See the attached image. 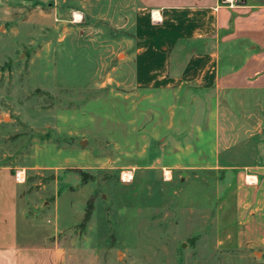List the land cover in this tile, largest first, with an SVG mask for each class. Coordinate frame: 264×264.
Segmentation results:
<instances>
[{"label": "crops", "instance_id": "1", "mask_svg": "<svg viewBox=\"0 0 264 264\" xmlns=\"http://www.w3.org/2000/svg\"><path fill=\"white\" fill-rule=\"evenodd\" d=\"M38 1L77 18L82 31L97 30L81 42L113 64L100 86L113 87L134 113L118 124L116 152L129 158L119 168L131 177L124 182L136 173L168 174L167 181L192 174L182 189L193 184L215 197L221 189L216 250L264 253V0ZM24 5L0 0L2 35ZM220 174L236 176L217 181ZM24 190L0 166V264H71L57 237L72 226L55 214L52 224L29 215Z\"/></svg>", "mask_w": 264, "mask_h": 264}, {"label": "rangeland", "instance_id": "2", "mask_svg": "<svg viewBox=\"0 0 264 264\" xmlns=\"http://www.w3.org/2000/svg\"><path fill=\"white\" fill-rule=\"evenodd\" d=\"M9 17L8 34L0 33V166L25 185L29 215L52 224L55 214L59 225L72 226L57 237L69 263L264 264V253L216 250L221 189L218 197L193 184L182 189L193 175L179 173L169 181L168 174L136 173L124 182L119 167L129 158L116 152L118 124L134 113L113 87L100 86L113 64L81 42L97 35L95 27L82 31L77 18L71 23L38 0H25Z\"/></svg>", "mask_w": 264, "mask_h": 264}, {"label": "bare ground", "instance_id": "3", "mask_svg": "<svg viewBox=\"0 0 264 264\" xmlns=\"http://www.w3.org/2000/svg\"><path fill=\"white\" fill-rule=\"evenodd\" d=\"M124 176H125L126 180L131 179L130 174H126V175H124Z\"/></svg>", "mask_w": 264, "mask_h": 264}, {"label": "trees", "instance_id": "4", "mask_svg": "<svg viewBox=\"0 0 264 264\" xmlns=\"http://www.w3.org/2000/svg\"><path fill=\"white\" fill-rule=\"evenodd\" d=\"M85 219H87V217H86ZM85 219H84V220H85Z\"/></svg>", "mask_w": 264, "mask_h": 264}]
</instances>
